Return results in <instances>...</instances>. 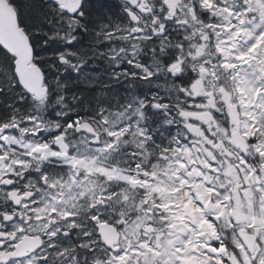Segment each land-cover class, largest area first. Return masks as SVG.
<instances>
[{"label": "snow or ice", "instance_id": "6c2138e0", "mask_svg": "<svg viewBox=\"0 0 264 264\" xmlns=\"http://www.w3.org/2000/svg\"><path fill=\"white\" fill-rule=\"evenodd\" d=\"M0 264H264V0H0Z\"/></svg>", "mask_w": 264, "mask_h": 264}]
</instances>
